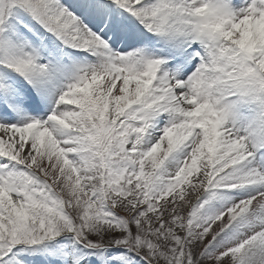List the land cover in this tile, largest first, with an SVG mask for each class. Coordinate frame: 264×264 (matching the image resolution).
Instances as JSON below:
<instances>
[{"label": "snow or ice", "instance_id": "6c2138e0", "mask_svg": "<svg viewBox=\"0 0 264 264\" xmlns=\"http://www.w3.org/2000/svg\"><path fill=\"white\" fill-rule=\"evenodd\" d=\"M0 264H264V0H0Z\"/></svg>", "mask_w": 264, "mask_h": 264}]
</instances>
